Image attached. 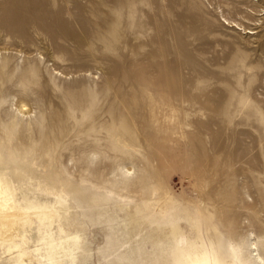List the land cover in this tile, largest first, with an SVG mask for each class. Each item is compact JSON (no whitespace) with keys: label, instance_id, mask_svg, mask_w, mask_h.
Wrapping results in <instances>:
<instances>
[{"label":"rangeland","instance_id":"374dc122","mask_svg":"<svg viewBox=\"0 0 264 264\" xmlns=\"http://www.w3.org/2000/svg\"><path fill=\"white\" fill-rule=\"evenodd\" d=\"M0 176L74 264L264 255V0H0Z\"/></svg>","mask_w":264,"mask_h":264},{"label":"bare ground","instance_id":"6f19581e","mask_svg":"<svg viewBox=\"0 0 264 264\" xmlns=\"http://www.w3.org/2000/svg\"><path fill=\"white\" fill-rule=\"evenodd\" d=\"M26 110L27 105L22 104L20 111ZM21 192L22 200L18 198L17 187L8 178L0 176V245L7 246L9 260L12 264H74V250L80 237L58 236L54 231L56 223H59L61 232H64L61 225L72 214L70 203L58 193L53 205H49L34 199L31 187L23 188ZM164 199L163 218L169 214L171 197L168 194L161 200ZM31 235L36 236L37 245H31ZM248 249L249 257L238 255L233 264H264V255L254 241L248 244ZM185 259L186 264H231L209 244L206 251L187 253Z\"/></svg>","mask_w":264,"mask_h":264}]
</instances>
